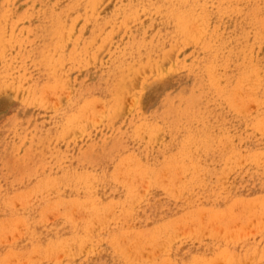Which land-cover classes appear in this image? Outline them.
I'll return each mask as SVG.
<instances>
[{
  "label": "rangeland",
  "instance_id": "374dc122",
  "mask_svg": "<svg viewBox=\"0 0 264 264\" xmlns=\"http://www.w3.org/2000/svg\"><path fill=\"white\" fill-rule=\"evenodd\" d=\"M0 264H264V0H0Z\"/></svg>",
  "mask_w": 264,
  "mask_h": 264
},
{
  "label": "bare ground",
  "instance_id": "6f19581e",
  "mask_svg": "<svg viewBox=\"0 0 264 264\" xmlns=\"http://www.w3.org/2000/svg\"><path fill=\"white\" fill-rule=\"evenodd\" d=\"M170 1H171V0H170ZM182 1H183V0H182ZM214 1H215V0H214ZM245 1H246V0H245ZM240 2H241V1H240ZM243 2H244V1H243ZM174 6H175V5H174ZM174 6H173V7H174ZM166 7H167V6H166ZM173 7H172V8H173ZM95 8H96V7H95ZM46 9H47V8H46ZM170 9H171V8H170ZM173 9H174V8H173ZM145 10H147V9H145ZM159 11H160V10H159ZM159 11H158V12H159ZM94 12H95V11H94ZM142 13H144V12H142ZM168 14H170V13H168ZM160 16H162V15H160ZM197 17H198V16H197ZM185 18H186V17H185ZM188 18H189V17H188ZM198 19H199V18H198ZM159 21H160V20H159ZM182 26H183V28H184V25H182ZM184 30H185V29H184ZM250 34H251V33H250ZM185 35H186V34H185ZM186 36H187V35H186ZM196 36H197V35H196ZM119 98H120V97H119ZM17 130H18V129H17ZM83 174H84V173H83ZM128 181H129V180H128ZM129 183H130V182H129ZM18 185H19V184H18ZM30 190H31V189H30ZM29 192H30V191H29ZM46 209H47V208H46ZM29 217H30V216H29ZM30 223H31V222H30ZM32 225H33V223H32ZM29 227H30V226H29ZM36 236H37V235H36ZM44 240H45V239H44ZM13 250H14V249H13Z\"/></svg>",
  "mask_w": 264,
  "mask_h": 264
}]
</instances>
